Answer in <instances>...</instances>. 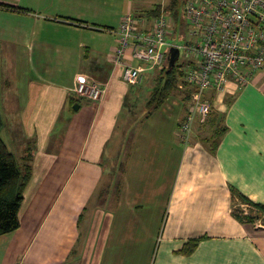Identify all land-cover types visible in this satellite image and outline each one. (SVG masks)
<instances>
[{
  "label": "crops",
  "instance_id": "obj_1",
  "mask_svg": "<svg viewBox=\"0 0 264 264\" xmlns=\"http://www.w3.org/2000/svg\"><path fill=\"white\" fill-rule=\"evenodd\" d=\"M0 4L27 10H0V115L23 124L22 154L5 143L19 163L28 150L31 160L19 227L0 236V264H264V224L232 214L242 198L264 205V70L212 100L223 113L220 137L195 125L183 145L177 127L188 101L169 98L144 117L126 100L145 102L154 77L134 94L112 61L121 17L149 28L158 4ZM79 76L104 90L99 101L75 99Z\"/></svg>",
  "mask_w": 264,
  "mask_h": 264
},
{
  "label": "built area",
  "instance_id": "obj_2",
  "mask_svg": "<svg viewBox=\"0 0 264 264\" xmlns=\"http://www.w3.org/2000/svg\"><path fill=\"white\" fill-rule=\"evenodd\" d=\"M182 5L188 42L168 41L172 30L165 8L158 6L149 28L142 17L127 13L115 31L112 61L120 67L123 82L134 85L146 67L152 70L164 65L170 48L182 52V85L189 89V96L177 137L186 145L194 126L204 123L211 112L207 93L211 101L221 98L230 82L243 86L255 71L264 70V0H183ZM75 82V99L88 97L94 102L102 97L104 90L98 84H88L81 76Z\"/></svg>",
  "mask_w": 264,
  "mask_h": 264
},
{
  "label": "trees",
  "instance_id": "obj_3",
  "mask_svg": "<svg viewBox=\"0 0 264 264\" xmlns=\"http://www.w3.org/2000/svg\"><path fill=\"white\" fill-rule=\"evenodd\" d=\"M179 2L180 0H170L169 5L165 7V10L175 18L178 17ZM0 10L27 11L4 4H0ZM158 12V6H155L150 15L156 16ZM181 67L180 64H175L169 68L167 59L164 65L159 67V72L153 78V87L144 102V117L159 109L169 98L180 96L183 101H188L189 89L182 85L183 72ZM179 86L184 89L180 90ZM209 102L212 104L211 98ZM222 115L223 113L218 112L214 106H211V112L205 122L199 125V128L205 130L209 127L213 129L211 132H213L214 137H220L224 132ZM27 153L23 158L24 162L19 163L0 138V236L12 233L19 227L18 213L23 202L24 190L31 177V160ZM232 214L235 219L242 223L261 222L264 224V205L256 204L246 198H242L240 203L233 208ZM195 245V241L191 242L182 249L181 253L190 254Z\"/></svg>",
  "mask_w": 264,
  "mask_h": 264
},
{
  "label": "rangeland",
  "instance_id": "obj_4",
  "mask_svg": "<svg viewBox=\"0 0 264 264\" xmlns=\"http://www.w3.org/2000/svg\"><path fill=\"white\" fill-rule=\"evenodd\" d=\"M182 1L183 0H180V2H179V9H178V17L177 18L173 17L171 15V13L166 11L167 15L171 19V30H172V36L168 39V41L176 43L177 45H182L183 43L188 42L190 40V37L188 35L189 26L184 23V21H183L184 19L182 17V6H183ZM169 2H170V0H141V4H145L147 7H152V4L156 3V4H158V6L160 8L161 7L165 8L166 6L169 5ZM145 10L149 11L148 8ZM146 11H144V12H146ZM183 62H184L183 61V55L181 52V54H179L178 60L176 61L175 64L176 65H179V64L182 65V64H184ZM142 65L148 66L147 63H142ZM158 72H159V68L156 67L155 69L151 70L152 76H150L148 79L144 80L142 77L141 82H138L137 84H135L136 86L132 88L133 93L134 94L143 93L145 87L149 85L147 83L150 81V78L151 77L153 78L154 75H156ZM148 74H149V72L145 73V75H148ZM143 76H144V74H143ZM137 99H138V101H137ZM139 99L140 98L138 97V95H136V96L131 95L130 97H127L125 107L131 108V109L136 110V111L141 110V111L145 112L144 109L142 108V104H143L144 100L143 99L139 100ZM71 108H73V107H71ZM0 121H1L0 138L2 139V141L4 142L5 145H6L5 142H8V141L13 142V144H14L13 145L14 146L13 153L18 154V155L22 154V152H21L22 145L21 144H23L25 148L28 147V140H24V139H26V137L28 138V135H29L28 132L24 133L23 124L16 123L15 117L9 115L8 112L3 111V110H1ZM25 153H26V150H25Z\"/></svg>",
  "mask_w": 264,
  "mask_h": 264
},
{
  "label": "water",
  "instance_id": "obj_5",
  "mask_svg": "<svg viewBox=\"0 0 264 264\" xmlns=\"http://www.w3.org/2000/svg\"><path fill=\"white\" fill-rule=\"evenodd\" d=\"M179 57V51L176 48H170L167 55V64L168 67L171 68L175 65L176 61ZM73 110H78V105L73 106Z\"/></svg>",
  "mask_w": 264,
  "mask_h": 264
},
{
  "label": "bare ground",
  "instance_id": "obj_6",
  "mask_svg": "<svg viewBox=\"0 0 264 264\" xmlns=\"http://www.w3.org/2000/svg\"><path fill=\"white\" fill-rule=\"evenodd\" d=\"M141 82V81H140Z\"/></svg>",
  "mask_w": 264,
  "mask_h": 264
}]
</instances>
